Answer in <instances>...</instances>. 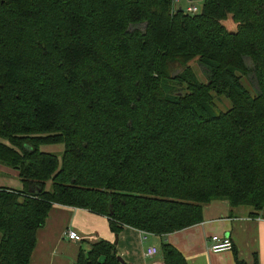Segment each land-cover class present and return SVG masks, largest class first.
I'll list each match as a JSON object with an SVG mask.
<instances>
[{
    "label": "trees",
    "instance_id": "1",
    "mask_svg": "<svg viewBox=\"0 0 264 264\" xmlns=\"http://www.w3.org/2000/svg\"><path fill=\"white\" fill-rule=\"evenodd\" d=\"M172 1L0 0V165L22 184L0 189V264L30 263L53 205L105 217L114 236L186 229L215 200L264 213V0H202L196 15ZM215 96L230 107L215 114ZM75 264L125 263L100 240Z\"/></svg>",
    "mask_w": 264,
    "mask_h": 264
},
{
    "label": "crops",
    "instance_id": "2",
    "mask_svg": "<svg viewBox=\"0 0 264 264\" xmlns=\"http://www.w3.org/2000/svg\"><path fill=\"white\" fill-rule=\"evenodd\" d=\"M53 146L60 148L56 150L57 154L63 151L62 145ZM50 147L52 145L42 146L40 150L50 153L53 149H45ZM0 189H22L16 171L0 165ZM68 230L76 232L80 241H69L65 236ZM147 236L153 237L128 227L117 235L116 252L125 264H163L160 252L151 258L145 256L150 247L159 251L163 242L174 246L185 258L186 264H235V255L246 263H252L253 256H257L259 263L264 264V213L258 217H250L244 212L230 215L228 203L223 200L205 205L199 224L160 236L159 245H147ZM211 236L228 237L232 250L210 252ZM100 240L115 241L105 217L87 210L53 205L44 226L36 233V246L29 264H75L80 249H87Z\"/></svg>",
    "mask_w": 264,
    "mask_h": 264
},
{
    "label": "rangeland",
    "instance_id": "3",
    "mask_svg": "<svg viewBox=\"0 0 264 264\" xmlns=\"http://www.w3.org/2000/svg\"><path fill=\"white\" fill-rule=\"evenodd\" d=\"M179 5L182 9L186 8L187 6L194 5L199 10H201L202 0H192L191 2H189L188 0H179ZM224 25L230 31H234V29H235V25L231 22L230 19H228L226 22H224ZM189 66H190L191 70L193 71L194 75L196 76V78L200 82L205 83L207 80V70L205 69V67L198 64L197 61H195V60L190 62ZM241 82L244 85V87H246L248 90H250V91L256 90V85H255L254 79H253L251 74L245 78H242ZM229 107H230V104H229L228 100L225 99L223 96H220V97L215 96L214 97V108H213L214 110H213V112L215 114H218L219 112H224ZM53 147L54 146L52 145V147L45 148V149L46 150H52L53 149V151H51L50 153L57 154L56 150L60 149V148H57V147L53 148ZM60 147L62 149V146H60ZM59 154H61V153H59ZM241 210H243L244 213L248 212L247 209H241ZM147 237H148V241L145 242L147 245L150 243H155V245H159V243H160V237L159 236H157V237L147 236Z\"/></svg>",
    "mask_w": 264,
    "mask_h": 264
},
{
    "label": "built area",
    "instance_id": "4",
    "mask_svg": "<svg viewBox=\"0 0 264 264\" xmlns=\"http://www.w3.org/2000/svg\"><path fill=\"white\" fill-rule=\"evenodd\" d=\"M179 10L184 12L185 14H188V15H196L200 12V10L194 5L187 6L184 9H182L180 7V9H179V0H173L171 2V7H170L171 14H174ZM142 234H145V233H142ZM65 236L69 241H73V242H79L80 241V236L72 230H68L66 232ZM232 247H233L232 242L228 237L211 236L209 238L208 250L212 253H220V252H224V251H230V250H232ZM158 252L159 251L156 248L150 247L146 250L145 256L151 258V257H154L155 255H157Z\"/></svg>",
    "mask_w": 264,
    "mask_h": 264
},
{
    "label": "water",
    "instance_id": "5",
    "mask_svg": "<svg viewBox=\"0 0 264 264\" xmlns=\"http://www.w3.org/2000/svg\"><path fill=\"white\" fill-rule=\"evenodd\" d=\"M189 2H191L192 0H188ZM179 9H180V5H179ZM200 11H202V8H201V10ZM180 69H178V70H176L173 74H172V77H175L176 75H178L179 73H180ZM111 206H109V208H110ZM109 213L110 214H112V211H111V208H110V210H109ZM116 237L117 236H115V241H114V244L116 243ZM119 260L122 262L123 260L119 257Z\"/></svg>",
    "mask_w": 264,
    "mask_h": 264
}]
</instances>
